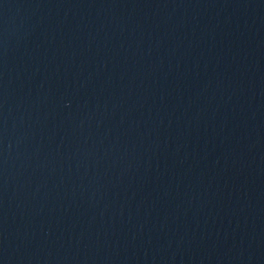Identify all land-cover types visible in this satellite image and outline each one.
<instances>
[{
  "label": "water",
  "instance_id": "95a60500",
  "mask_svg": "<svg viewBox=\"0 0 264 264\" xmlns=\"http://www.w3.org/2000/svg\"><path fill=\"white\" fill-rule=\"evenodd\" d=\"M0 264H264V0H0Z\"/></svg>",
  "mask_w": 264,
  "mask_h": 264
}]
</instances>
